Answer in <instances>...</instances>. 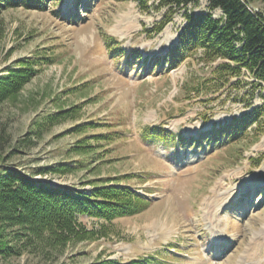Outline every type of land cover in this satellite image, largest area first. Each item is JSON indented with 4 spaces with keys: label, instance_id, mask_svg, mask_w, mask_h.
I'll return each mask as SVG.
<instances>
[{
    "label": "rangeland",
    "instance_id": "374dc122",
    "mask_svg": "<svg viewBox=\"0 0 264 264\" xmlns=\"http://www.w3.org/2000/svg\"><path fill=\"white\" fill-rule=\"evenodd\" d=\"M157 2L45 0L41 10L0 11V76L37 53L54 59L15 99L0 100V173L80 192L109 179L149 201L109 222L80 216L87 233L71 238L32 228L0 205V264H264V128L258 137L254 123L234 139L209 138L263 105L264 84L250 93L244 74L219 86L217 62L194 54L171 66L185 9L169 16ZM251 5L264 13V0ZM146 127L173 141L149 138ZM63 164L75 168L40 171ZM209 197L213 206L203 210Z\"/></svg>",
    "mask_w": 264,
    "mask_h": 264
},
{
    "label": "trees",
    "instance_id": "16d2710c",
    "mask_svg": "<svg viewBox=\"0 0 264 264\" xmlns=\"http://www.w3.org/2000/svg\"><path fill=\"white\" fill-rule=\"evenodd\" d=\"M44 1L0 0V11L18 7L41 10ZM157 1V8H166L169 16L180 9H185L183 16L186 24L178 34L177 43L167 54L171 66L175 67L177 63L194 54L198 55L199 60L206 65L217 62L211 72L214 75L213 80L218 82L219 86L228 83L232 78H236L234 82L236 85L240 82L241 75L247 74L253 79L249 83L250 93H254L255 88L262 87L264 13L253 11L247 6L254 0H207L208 12L200 14L188 13L186 10L189 5L195 6L199 0ZM216 9L222 12L219 18H215L212 14ZM170 19L168 17L159 24L156 32H160ZM53 63L52 57L41 53L17 61L15 66L7 69L5 75L0 76V100L15 99L19 95L16 90L24 82L31 80L44 67ZM254 123L256 126L253 130L258 137L264 128V104L253 108L247 115L234 118L222 128H213L209 138L225 136L226 139H234L239 134L248 133L246 129ZM145 129L149 138L160 139L164 143L173 141L174 135L172 136L171 132L157 127ZM74 168L72 165L63 164L40 171L66 173ZM90 185L93 188L91 191L80 192L68 187L32 180L17 170H5L0 173V205L8 207L5 215L10 216L15 212L14 217L26 220L30 227L39 231L55 232L63 238L87 233L79 220L80 216L109 222L116 218L138 214L149 205L147 199L130 188L118 184L110 185L109 179L96 181ZM92 264H158V260L154 257L133 258L126 261L104 258Z\"/></svg>",
    "mask_w": 264,
    "mask_h": 264
},
{
    "label": "bare ground",
    "instance_id": "6f19581e",
    "mask_svg": "<svg viewBox=\"0 0 264 264\" xmlns=\"http://www.w3.org/2000/svg\"><path fill=\"white\" fill-rule=\"evenodd\" d=\"M122 24H121V22L118 24V26L116 27V32H120L119 31V26H121ZM219 189V188H218ZM221 191V190H220ZM217 188H215L213 191H212V193H213V196H214V194L216 195L217 193ZM211 198L209 197V198H206L205 200H204V202L202 203V209L204 210V209H206V208H211L212 206H213V202H214V200H210Z\"/></svg>",
    "mask_w": 264,
    "mask_h": 264
}]
</instances>
